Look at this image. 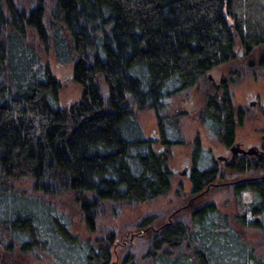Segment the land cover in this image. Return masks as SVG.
I'll use <instances>...</instances> for the list:
<instances>
[{"label": "trees", "instance_id": "1", "mask_svg": "<svg viewBox=\"0 0 264 264\" xmlns=\"http://www.w3.org/2000/svg\"><path fill=\"white\" fill-rule=\"evenodd\" d=\"M263 46L264 0H0L1 263L43 253L56 264H117L124 234L81 239L56 208L69 201L92 233L108 215L167 196L172 148L184 143L166 103L179 93L200 91L195 119L229 148L247 117L230 92L240 70L218 85L208 75ZM50 57L82 89L69 107ZM148 110L157 141L140 129ZM224 172L248 177L229 184L237 203L251 194L248 216L195 205ZM262 172L257 157L222 167L196 136L189 203L158 226L159 216L142 217L118 264H264Z\"/></svg>", "mask_w": 264, "mask_h": 264}, {"label": "rangeland", "instance_id": "2", "mask_svg": "<svg viewBox=\"0 0 264 264\" xmlns=\"http://www.w3.org/2000/svg\"><path fill=\"white\" fill-rule=\"evenodd\" d=\"M49 62L53 76L63 86L59 97L60 106L63 108L69 107L81 99L82 89L71 82L70 68L57 65L52 57L49 58ZM237 69L240 70L238 76L240 79L230 87V92L235 107L241 108L247 114L243 126L237 130V140L245 150L247 147H255L257 144H260V148H264V105H260L264 102V46L255 49L252 55L243 61L217 68L209 74L208 80L217 84L231 70ZM254 102L257 104L256 106H249V103L252 104ZM203 105L204 98L200 94V91L195 89L179 93L166 103L167 114L178 117L176 125L179 129V139L184 143L172 148V158L169 162V168L174 174V178L172 189L167 196L126 207L116 219L108 215L98 223L96 230L92 233L87 230L78 210L69 201H65L60 207L56 208V212L63 219L70 221V231L81 239H94L101 236L104 230L114 231L119 236L120 234H124L125 237L119 238L118 247L114 249L116 254L115 261L118 264L123 257L125 245L138 237L139 231L133 230V227L142 217L147 215L159 216L160 221L155 223V226H158L168 219L172 212H182V209L189 203L187 196L190 195L191 186L188 179L180 176L178 173H182L184 167H190L191 165L190 159L194 138L196 136L200 138L203 148L222 167L225 165L223 158L228 156L209 129L195 119V112ZM138 121L143 136L156 141L158 138L157 119L153 111L148 110L140 113ZM156 148L157 146L154 147V149ZM224 173V177L217 181L214 186H211L206 193L201 195L195 201V205L213 202L221 213L228 215L230 218L243 214L248 216L246 210L248 204L252 201L251 194H244L240 204L236 202L229 187L231 182L242 177L231 176L228 172ZM262 174L264 175L263 172ZM126 233L128 234L127 236ZM244 234L247 242L255 246L260 243L261 238L256 231L246 230ZM259 251H264V248ZM0 264H2L1 260ZM14 264H56V262L51 256L40 253L20 257L14 261Z\"/></svg>", "mask_w": 264, "mask_h": 264}, {"label": "flooded vegetation", "instance_id": "3", "mask_svg": "<svg viewBox=\"0 0 264 264\" xmlns=\"http://www.w3.org/2000/svg\"><path fill=\"white\" fill-rule=\"evenodd\" d=\"M243 57V56H242ZM222 80V79H221ZM221 80L217 83V85L221 82ZM253 105H257V104H255V102L254 103H252ZM252 104H250L249 103V106H251ZM261 106H263L264 105V102H262L261 104H260ZM238 130V129H237ZM236 134H237V131H236ZM158 139V138H157ZM155 141V140H154ZM157 141V140H156ZM221 145V144H220ZM222 146V145H221ZM222 148H223V151L225 152V153H227L228 154V156L226 157V158H223L224 159V162H225V164H229L230 162H232L234 159H235V157H257V158H263L264 159V148H260V144H257V146H255V147H247V149L246 150H248L249 148H257L258 150H259V155L258 156H254V155H252V156H247V155H243V154H240L238 151L241 149V150H244V151H246L242 146H241V144H239V141L237 140V135L235 136V140H234V142H233V144L229 147V148H227V147H224V146H222ZM191 160V159H190ZM216 160V159H215ZM217 161V160H216ZM189 165V164H188ZM187 170H189V173H190V167H188V166H186V167H184V169H183V171H187ZM187 178V177H186ZM187 179H189V178H187ZM248 178H243V179H240V180H247ZM239 180V181H240ZM215 184H213L212 186H214ZM209 189V188H208ZM207 189V190H208ZM244 194H246V193H244ZM243 194V195H244ZM250 194V193H249ZM254 221H255V219H254ZM255 222H257V220L255 221Z\"/></svg>", "mask_w": 264, "mask_h": 264}, {"label": "water", "instance_id": "4", "mask_svg": "<svg viewBox=\"0 0 264 264\" xmlns=\"http://www.w3.org/2000/svg\"><path fill=\"white\" fill-rule=\"evenodd\" d=\"M234 56H238V57H242L243 56V53L241 51H236L234 53ZM209 77V75H208ZM254 105L252 104L251 107H253ZM240 154H243V155H247V156H258L259 155V150L257 148H249L248 150L244 151V150H239L238 151ZM180 176H184V177H187L189 178L190 177V173H189V170L187 171H183L182 173H178ZM257 220V219H256ZM255 220V221H256Z\"/></svg>", "mask_w": 264, "mask_h": 264}]
</instances>
